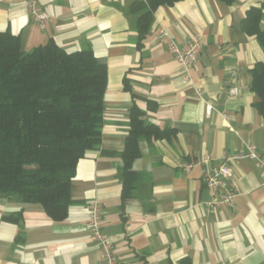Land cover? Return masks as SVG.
I'll list each match as a JSON object with an SVG mask.
<instances>
[{"label": "crops", "instance_id": "1", "mask_svg": "<svg viewBox=\"0 0 264 264\" xmlns=\"http://www.w3.org/2000/svg\"><path fill=\"white\" fill-rule=\"evenodd\" d=\"M27 1L0 0V31L19 35L27 51L50 41L68 52L91 49L108 69L104 126L100 148L78 163L65 221H52L40 204L0 198V264H104L86 229L92 201L102 205V229L115 238L120 264H180L185 258L264 264V172L258 163H231L240 194L233 207L219 208L209 206L216 197L204 181L207 166L182 167L205 157L217 166L248 144L264 155V117L251 90V70L264 61V51L243 30L247 11L264 0L161 6L140 45L138 15L130 11L140 0H39L50 16L45 28ZM165 32L179 46L202 37L191 83L181 76ZM133 108L169 135L139 139L141 155L132 169L140 177L123 205L121 156ZM19 214V222L5 220Z\"/></svg>", "mask_w": 264, "mask_h": 264}, {"label": "trees", "instance_id": "2", "mask_svg": "<svg viewBox=\"0 0 264 264\" xmlns=\"http://www.w3.org/2000/svg\"><path fill=\"white\" fill-rule=\"evenodd\" d=\"M182 0H140L130 11L138 15L139 45L161 6ZM232 4L237 0H219ZM264 6L251 7L243 30L264 51ZM251 90L264 117V61L251 70ZM107 66L91 49L68 52L50 41L31 50L19 35L0 31V198L40 204L54 222H63L73 204L71 187L77 166L99 149L104 126ZM139 109L130 114V131L122 153V204L140 177L132 169L140 157L139 139H160L169 132L146 124ZM20 214L5 217L19 222ZM180 264H194L185 258Z\"/></svg>", "mask_w": 264, "mask_h": 264}, {"label": "built area", "instance_id": "3", "mask_svg": "<svg viewBox=\"0 0 264 264\" xmlns=\"http://www.w3.org/2000/svg\"><path fill=\"white\" fill-rule=\"evenodd\" d=\"M27 5L30 9L31 16L39 23L41 28H45L49 21V14L40 6L39 0H28ZM168 38V47L174 58L180 65V74L187 83L192 82V71L196 67L198 59L203 51L202 37L198 36L187 42L184 46H179L169 33H163ZM230 93L237 94L236 88L231 89ZM210 111L212 107H209ZM224 119L228 116L223 114ZM243 159L255 160L264 172V155L259 153L256 146L247 145L246 152H239L234 155L224 157L217 166L210 165V158L205 157L202 160L193 163H185L182 165L186 172L197 165H206L204 181L207 188L216 197L215 201L210 203L211 208H219L221 206L233 207L239 196V188L234 177L231 167L232 162ZM218 195H221L218 198ZM88 219L86 229L90 232L97 247L99 248L104 264H120L118 250L115 238L105 233L102 229V205L98 201H92L87 205Z\"/></svg>", "mask_w": 264, "mask_h": 264}]
</instances>
